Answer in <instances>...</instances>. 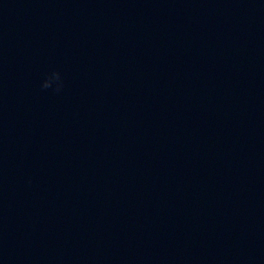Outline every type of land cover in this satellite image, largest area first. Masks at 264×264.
<instances>
[{
    "label": "clouds",
    "instance_id": "1",
    "mask_svg": "<svg viewBox=\"0 0 264 264\" xmlns=\"http://www.w3.org/2000/svg\"><path fill=\"white\" fill-rule=\"evenodd\" d=\"M56 82V88L55 91L59 92L63 88V81L61 79V74L57 70H53L47 77V79L44 80L42 84V88L48 89L51 88L53 85V82Z\"/></svg>",
    "mask_w": 264,
    "mask_h": 264
}]
</instances>
